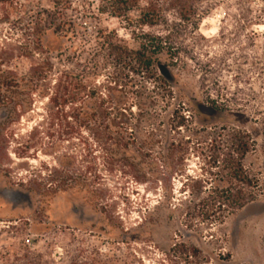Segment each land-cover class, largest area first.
Here are the masks:
<instances>
[{
  "label": "rangeland",
  "instance_id": "rangeland-1",
  "mask_svg": "<svg viewBox=\"0 0 264 264\" xmlns=\"http://www.w3.org/2000/svg\"><path fill=\"white\" fill-rule=\"evenodd\" d=\"M7 1L0 4L2 83L9 72L25 75L30 65L45 57L55 74L69 67L67 58L87 60L102 35L116 37L131 50L139 49L142 35H167L162 23L151 28L141 25L143 2L114 17L109 0H66L65 17L71 23L67 29L73 34L61 37L39 31L32 37L31 29L39 25L42 12L51 9L50 0ZM196 7L205 14L198 19L197 34L177 27L166 42L178 60L171 61L166 51L155 56L173 77L176 100L153 118L126 115L129 125L141 129H127L125 137L134 142L122 153L125 159L105 165L85 131L74 136L69 146L57 133L43 135L48 82L42 84V95L35 93L28 101L31 111L20 114L14 134L27 136L36 124L44 129L32 138L36 149L29 158L17 160L10 153L12 162L0 173V255L25 245L42 255L45 264H264V197L225 215L221 223H207L190 210L188 190L180 188L187 179L203 176L202 169L216 172L206 165L212 154L209 147L202 148V156L192 150L195 136L226 135L232 129L247 132L253 140L254 151L243 165L264 184V0H201ZM163 20L178 23L172 12H165ZM36 38L40 47L35 46ZM153 69L158 72L155 64ZM112 73L107 68L98 81ZM145 86L151 90L153 84ZM14 93L3 92L0 103L9 104ZM177 105H182L181 115L189 118L188 123L186 129L168 133L170 114ZM10 113L0 105V119ZM150 134L155 143L142 146ZM168 137L182 142L191 138L182 161L183 151L173 155L181 171L176 174L159 160L171 154L165 144ZM63 153L76 157L75 175H69L72 181L82 174L88 184L96 181L105 192L97 191L95 198L89 192L94 185L88 190L67 182L68 189L46 192L33 184L36 174L43 179L49 175L40 167L51 170Z\"/></svg>",
  "mask_w": 264,
  "mask_h": 264
},
{
  "label": "trees",
  "instance_id": "trees-1",
  "mask_svg": "<svg viewBox=\"0 0 264 264\" xmlns=\"http://www.w3.org/2000/svg\"><path fill=\"white\" fill-rule=\"evenodd\" d=\"M200 1L109 0V9L114 17H122L124 12L137 8L138 4L143 2L144 5L139 10L141 25L151 28L162 23L167 28V35L165 37L142 35L138 50L129 49L114 36L102 35L95 42V52L87 60L80 61L79 57L72 54V58L77 60L72 62L71 58H67L69 67L56 74L50 59L45 57L40 62L30 65L25 75L18 76L15 72H9L3 79L5 83L1 82L0 76V100L3 102L1 97L3 92L10 90L15 92L12 97H8L9 104L0 103L2 107L6 106L12 111V114L0 119V173L6 164L12 162L10 153L17 160H25L29 158L28 154L36 149V143H32V138L44 129L43 126L34 125L27 136H16L14 127L19 124L21 113L31 111L28 109V101L32 100L35 93L42 95L45 88L42 84L47 82L51 88L46 95V119H41L46 127L43 135L49 138L53 133H57L59 140L69 146L74 136L85 131L90 134L94 144L103 154L101 159L105 165L110 166V163L125 159L122 153L134 142L125 137L127 129L130 127L135 131L141 129L138 124L129 125L126 115L133 117L137 113L138 117L153 118L157 116V111L169 110L176 100L171 86L173 77L167 68L156 61L155 56L166 51L171 61L178 60L176 51L167 47L166 42L172 38L173 30L177 27L189 29L193 36L197 34L198 19L205 15L196 7ZM7 2L0 0V4L3 5H7ZM50 3L51 9L43 11L39 25H34L31 29L32 37L39 31H51L52 34L61 37L72 35L73 33H69L67 29L71 23L65 17L67 1L50 0ZM165 12H172L178 23L169 25L164 20L160 21ZM35 46L40 47V39H35ZM154 64L158 72L154 71ZM2 66L4 65L0 59V73ZM107 68H112L113 73L100 83L98 80L101 73ZM149 84H153L151 90L145 86ZM18 91H21L22 95L17 94ZM182 108V105H177L171 111L168 133H178L186 129L189 118L185 119L181 115ZM221 132L225 130L221 129ZM203 134L195 136L193 144L195 148L192 150L202 156V148L209 147L212 154L206 165L209 169H216V172L202 169L203 176L187 179L180 188L188 190L186 194L192 212L197 213L207 223L218 220L221 223L225 215H232L264 197V184H261L243 165L245 157L254 151V142L247 132L232 129L226 135L220 133L214 136L205 132ZM153 137L154 135L150 134V140L140 144L152 146L155 143ZM190 140L191 138H187L182 142L168 137L165 141L171 154L162 156L159 160L172 174L181 172L176 168L178 163L173 155L183 151L179 159L182 161L190 149ZM75 161V156L63 153L51 170L48 171L44 165L40 167L41 171L48 172L49 175L43 179L41 173L36 174L34 176L36 181L33 184L36 182V186L46 192L68 189L67 182L85 185L88 190L94 185V191L89 192L98 198L97 191L98 194L105 191L99 189L100 185L96 181L90 182L92 184L90 185L82 174H77L74 181L70 179L69 175L75 173L73 170ZM95 174L93 178L98 180ZM0 264L45 263L42 255L33 253L25 245H20L17 251L3 252L0 255Z\"/></svg>",
  "mask_w": 264,
  "mask_h": 264
}]
</instances>
